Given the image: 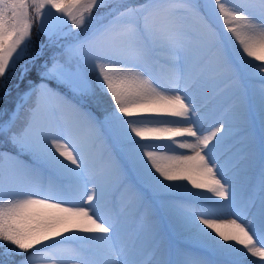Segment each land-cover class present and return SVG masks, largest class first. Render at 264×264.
Returning a JSON list of instances; mask_svg holds the SVG:
<instances>
[{"label":"snow or ice","instance_id":"snow-or-ice-1","mask_svg":"<svg viewBox=\"0 0 264 264\" xmlns=\"http://www.w3.org/2000/svg\"><path fill=\"white\" fill-rule=\"evenodd\" d=\"M12 77L26 82L0 120V254L13 264H168L162 235L141 258L90 172L77 129L96 125L80 100L97 95L123 168L215 257L197 264H264V136L254 176L255 144L243 156L231 143L221 87L231 81L242 122L251 89L264 131V0H0V80Z\"/></svg>","mask_w":264,"mask_h":264},{"label":"rangeland","instance_id":"rangeland-1","mask_svg":"<svg viewBox=\"0 0 264 264\" xmlns=\"http://www.w3.org/2000/svg\"><path fill=\"white\" fill-rule=\"evenodd\" d=\"M199 2L204 6L210 5L212 0H199ZM142 3L144 0H118L113 3V6L126 7ZM217 24L228 35L223 29L222 19L218 18ZM33 30L36 32L35 25ZM208 60L211 61V53ZM14 78L12 77L7 81H12ZM231 86V81L228 79H224L221 84V87L226 90L224 107L231 108L234 127L238 130L231 143L235 145V149L241 150L240 155L247 156V146L254 142L256 167L253 170V175H255L259 173V152L262 136H264L258 105L253 104L251 89H249L245 100L248 120L242 122L236 119L239 101L237 97L230 95ZM63 119L72 120L73 116L68 113L64 115ZM77 133L86 145L90 158V172L103 174L105 177L107 200L110 205L109 213H118L128 229L139 237L143 252L141 258H145L154 252L159 236L162 235L166 248L163 259L168 264H197V261L200 260L211 261L215 259L196 240L191 239L186 233L174 229L164 210L160 207L161 196L143 185L130 167L123 168L120 150L115 145L107 127L103 124V120L97 119L94 127L80 124ZM22 159L31 162L27 156L22 157ZM159 259H161L159 253L152 255L153 264ZM39 264H46V261H40Z\"/></svg>","mask_w":264,"mask_h":264},{"label":"trees","instance_id":"trees-1","mask_svg":"<svg viewBox=\"0 0 264 264\" xmlns=\"http://www.w3.org/2000/svg\"><path fill=\"white\" fill-rule=\"evenodd\" d=\"M116 1L118 0H113V3H115ZM44 40H46L45 36L37 35V33L33 30L32 33L33 48L38 46V44ZM16 83H17L16 77L9 82L0 80V113H3V115H0V120H4L8 118V115L14 110L16 104L19 102L18 93H22L26 89V82L21 83L19 88L15 87ZM80 103L82 104L85 110L92 111L99 121L104 120L106 106L103 103V98L99 97L98 95L95 97L86 96L80 100ZM24 115H25V111L22 109L19 114L18 123L23 120ZM6 149L10 150L9 148L0 146V151ZM18 259H19L18 257H14L11 255L0 254V264H13V261H16Z\"/></svg>","mask_w":264,"mask_h":264},{"label":"bare ground","instance_id":"bare-ground-1","mask_svg":"<svg viewBox=\"0 0 264 264\" xmlns=\"http://www.w3.org/2000/svg\"><path fill=\"white\" fill-rule=\"evenodd\" d=\"M256 175H258L257 173L254 175V176H256ZM143 259V258H142ZM252 259H255V258H252ZM155 264V263H154Z\"/></svg>","mask_w":264,"mask_h":264}]
</instances>
